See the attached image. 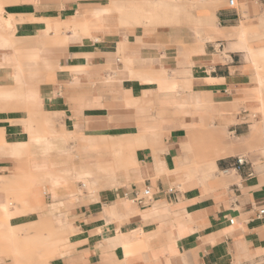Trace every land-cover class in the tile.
<instances>
[{
	"label": "crops",
	"instance_id": "0c3cea01",
	"mask_svg": "<svg viewBox=\"0 0 264 264\" xmlns=\"http://www.w3.org/2000/svg\"><path fill=\"white\" fill-rule=\"evenodd\" d=\"M228 1L183 0L207 26L198 30L201 43L166 26L120 29L113 12L125 8L124 0L4 6L15 21V39L24 44L39 38L50 20L87 23L68 28L50 48L0 49V100L11 101L13 89L34 82L32 91L43 96L24 92L41 98L36 123H52L56 135L58 154L48 159L41 154L47 139L29 136L26 116L3 104L0 206L8 204L3 190L18 185L9 225L50 221L62 234L51 239L49 264H242L264 258V215L258 214L264 210V148L263 156L252 149L264 133V4L233 0L230 8ZM180 2L140 0L128 7L149 16L177 13ZM27 63L35 71L27 72ZM135 144L134 161L126 173L115 174L112 187L93 193L74 181L121 169L120 155ZM20 150L22 157L14 159ZM201 154L206 159L200 163ZM239 156L246 164L233 170ZM146 187L151 201L133 203Z\"/></svg>",
	"mask_w": 264,
	"mask_h": 264
},
{
	"label": "rangeland",
	"instance_id": "374dc122",
	"mask_svg": "<svg viewBox=\"0 0 264 264\" xmlns=\"http://www.w3.org/2000/svg\"><path fill=\"white\" fill-rule=\"evenodd\" d=\"M18 2H20V0H0L1 14L4 13V6ZM139 2L140 0H124V3L120 4L125 6V8H120L118 13L113 12L115 23L120 29L130 30L137 28L142 29L145 32H151L156 27L166 26L175 32H183L186 35L187 40H198L201 34L198 30H201V32L204 33L205 28H207L205 24L196 21L193 14V6L190 3H184L183 0L180 2L181 9L177 13H151L149 16L140 14L138 10H132L130 7H128L131 5L140 4ZM14 24L15 21L12 16H0V31L2 32V35L7 39L8 44L11 45L12 48L21 49L35 47L43 44L47 45V47L50 48V46L52 45H57V41H61L64 32L68 29V25H66L65 23L57 20H50L48 22H45L44 30L41 32L39 38H34L32 39V42H26L24 44L15 39L13 35ZM198 42H200V39L198 40ZM23 79L24 78H22V80ZM107 80H113V78H107ZM24 84L26 85V87L22 88L21 91H26L27 94L32 96H43L39 89L36 90V94L32 91L35 87L34 82H31L28 79L25 80ZM13 90L18 91V88ZM4 103L10 104V110L22 112L23 115L26 116L24 126L26 127L29 136L33 133H36L37 135L47 139L48 148L44 150L42 149V146H40V149H42L41 154L44 157L50 159L54 155L58 154L56 147L54 146L56 135L54 134L52 123H50L48 126L41 125V120L36 123V118L39 116V110L41 106H29L20 99L11 101L0 100V110H2ZM224 138L227 139L228 137L226 136ZM255 144L256 146H253L252 149L263 156L262 150L264 148V133L258 135ZM0 146H6L2 141V138H0ZM19 147L24 150L26 148V144H21ZM125 148L123 154L120 155L119 164H121L120 166H122L121 169H107V172L102 171L101 176L100 174H97L98 172L96 170V174L92 172L91 180H76L74 178V181L82 183L80 186L83 185L84 189H86L88 192L93 193H96L99 189L112 187V182H114L115 174L117 172L126 173L128 171L126 166L130 164L131 161H134V151L138 148V145L135 144V148L133 151L131 150V147ZM21 152V150L18 152V158L14 157L13 155L14 159L21 158ZM71 152V149H68L65 154H71ZM76 157L77 155L73 157V159H76ZM205 159V155L201 154L199 155V158L197 160L201 163ZM218 176L221 178L225 177L220 172L218 173ZM91 181L94 182L92 186L90 185ZM3 192L6 194V202L8 204L5 206H0V222L2 220L4 209L10 207L11 204L18 202L17 194L19 193V187L18 185H15L14 187L3 190ZM4 227L5 225L0 224L1 264H49L50 260L54 258L53 251L51 247L43 244V237H48L50 239H59L63 237L59 231L53 229L52 223L50 221L42 222L41 224H39L38 222L32 223L23 227H13V239L7 238L6 232L3 231ZM253 264H264V258L253 261Z\"/></svg>",
	"mask_w": 264,
	"mask_h": 264
},
{
	"label": "bare ground",
	"instance_id": "6f19581e",
	"mask_svg": "<svg viewBox=\"0 0 264 264\" xmlns=\"http://www.w3.org/2000/svg\"><path fill=\"white\" fill-rule=\"evenodd\" d=\"M175 2H180L182 0H173ZM193 1V0H192ZM3 17L5 16L4 13L1 14L0 12V16ZM96 22L100 21V17L99 16H94ZM7 21V20H6ZM37 22V21H36ZM10 24V23H9ZM87 28V23L85 22L84 24H73V25H68V28L70 30L74 29V28ZM0 49H12V46L8 44L7 39L2 35V32L0 31ZM35 64V63H34ZM37 65V64H36ZM46 65V64H45ZM26 69L27 72H33L34 67L31 63H27L26 64ZM16 79V75H10V79ZM257 79V78H256ZM107 82V81H106ZM156 82V81H155ZM258 82V81H257ZM177 88V87H176ZM59 96V95H58ZM10 99L11 100H15V99H20L22 100L25 104L29 105V106H41V98H36V97H31L30 99L26 97L25 92L21 91V89H18V91L12 90L11 94H10ZM128 102V100H127ZM132 102V101H131ZM126 103V102H125ZM130 103V101L128 102ZM132 104V103H131ZM209 135V134H208ZM207 135V136H208ZM208 139V138H207ZM217 140V139H216ZM191 147V146H190ZM222 147V146H221ZM194 151V150H193ZM219 157V156H218ZM12 207V206H11ZM10 207L4 209L3 211V216H2V220L0 222V224L5 225V227L3 228V231L6 232L7 234V238L8 239H13L14 238V232H13V227H11L9 225V219L12 216V213L9 211ZM43 244H45L48 247L52 246V242L51 239L48 237H43Z\"/></svg>",
	"mask_w": 264,
	"mask_h": 264
},
{
	"label": "built area",
	"instance_id": "2783aa9c",
	"mask_svg": "<svg viewBox=\"0 0 264 264\" xmlns=\"http://www.w3.org/2000/svg\"><path fill=\"white\" fill-rule=\"evenodd\" d=\"M254 4H258V5H263L264 4V0H251ZM228 7L233 8L234 7V1L233 0H229L227 2ZM246 164V159L244 156H239L235 158V162L233 164V170H239L242 166H244ZM223 173H227L228 170H224L222 171ZM151 201V192L149 188H144L142 191H140L139 193H135L132 202L137 204V205H146L147 203H149ZM259 216L264 215V210H260L258 212ZM230 224H233V220L229 221ZM258 260V259H256ZM255 261V260H253ZM253 261H249V262H245L242 264H253Z\"/></svg>",
	"mask_w": 264,
	"mask_h": 264
}]
</instances>
